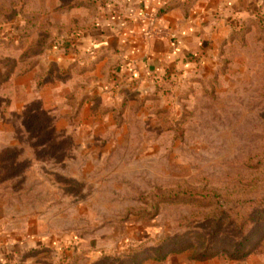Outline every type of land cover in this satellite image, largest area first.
Listing matches in <instances>:
<instances>
[{"label": "rangeland", "instance_id": "1", "mask_svg": "<svg viewBox=\"0 0 264 264\" xmlns=\"http://www.w3.org/2000/svg\"><path fill=\"white\" fill-rule=\"evenodd\" d=\"M102 1L0 0L4 264H264V0L142 89L52 60Z\"/></svg>", "mask_w": 264, "mask_h": 264}, {"label": "crops", "instance_id": "2", "mask_svg": "<svg viewBox=\"0 0 264 264\" xmlns=\"http://www.w3.org/2000/svg\"><path fill=\"white\" fill-rule=\"evenodd\" d=\"M261 0H197L186 9L187 0L102 1L96 19L80 35L63 41L52 53L60 69L72 63L98 60L104 66L113 55L115 79L137 89L167 76L196 71L210 59L226 37L231 19L255 11ZM172 8L161 16L165 34L144 42L140 32L144 15L165 5ZM101 57V58H100ZM0 246V264L5 254Z\"/></svg>", "mask_w": 264, "mask_h": 264}, {"label": "built area", "instance_id": "3", "mask_svg": "<svg viewBox=\"0 0 264 264\" xmlns=\"http://www.w3.org/2000/svg\"><path fill=\"white\" fill-rule=\"evenodd\" d=\"M165 34L161 25V16L157 10H150L144 15V25L140 32L142 41L148 42Z\"/></svg>", "mask_w": 264, "mask_h": 264}, {"label": "trees", "instance_id": "4", "mask_svg": "<svg viewBox=\"0 0 264 264\" xmlns=\"http://www.w3.org/2000/svg\"><path fill=\"white\" fill-rule=\"evenodd\" d=\"M195 1L197 0H187V2L185 3V6H186V9L189 8L191 6V4H193ZM172 8V5H165L163 7H161L159 10H158V14L159 15H163L165 14L167 11H169L170 9ZM251 252L248 251L246 253H239V252H235V253H231L229 256L231 258H243L247 255H249ZM215 256V254L213 253H200L199 255H196L195 258H193V260H196V261H205V260H209L211 258H213ZM142 261H134L135 264H141Z\"/></svg>", "mask_w": 264, "mask_h": 264}]
</instances>
